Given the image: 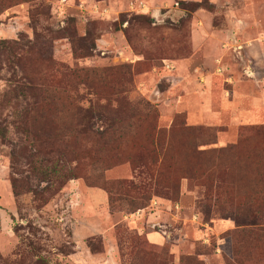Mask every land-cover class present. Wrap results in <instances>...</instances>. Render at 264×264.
<instances>
[{
	"label": "rangeland",
	"instance_id": "374dc122",
	"mask_svg": "<svg viewBox=\"0 0 264 264\" xmlns=\"http://www.w3.org/2000/svg\"><path fill=\"white\" fill-rule=\"evenodd\" d=\"M142 1L0 0V264H264V122L194 50L264 0Z\"/></svg>",
	"mask_w": 264,
	"mask_h": 264
},
{
	"label": "crops",
	"instance_id": "0c3cea01",
	"mask_svg": "<svg viewBox=\"0 0 264 264\" xmlns=\"http://www.w3.org/2000/svg\"><path fill=\"white\" fill-rule=\"evenodd\" d=\"M149 1L152 4L154 2H164V0ZM183 1L189 2L191 0ZM213 1L218 3L220 0ZM143 2L150 8L146 1ZM98 4L100 7H104L101 3ZM159 9L155 10L156 15L160 13ZM240 31L239 26L230 29L225 35L221 46L219 45L220 49L211 53L212 57L208 55L209 51L206 50L209 48L206 46L207 39L201 34L197 35L196 39L194 38V50L196 53L201 52L203 56H207L211 60V64L215 59L214 75L217 78H215L214 83L215 87H219L217 104L226 107L228 117L235 124L263 123L264 76L259 75L258 69H261V72L262 69L264 71V37L246 39L242 37ZM189 64L190 60H185L181 66L187 68ZM201 69L203 70L204 67ZM203 74L202 72L201 79L204 81ZM221 77L224 78L223 84L220 80ZM225 83L230 84V89H225ZM209 118L212 122L222 121L223 114L218 111L211 112Z\"/></svg>",
	"mask_w": 264,
	"mask_h": 264
},
{
	"label": "built area",
	"instance_id": "2783aa9c",
	"mask_svg": "<svg viewBox=\"0 0 264 264\" xmlns=\"http://www.w3.org/2000/svg\"><path fill=\"white\" fill-rule=\"evenodd\" d=\"M139 5H140V7L142 6L143 8L146 7V5L144 4L143 1H140V2H139ZM92 8H93V11H92V12H93L94 14H96V15H99V16L104 17V16H106V15L109 14L107 8L100 7L98 3H94V4L92 5ZM164 64H165V66H166L168 69H170V70H174V69H175V66L172 64L171 61L165 60V61H164Z\"/></svg>",
	"mask_w": 264,
	"mask_h": 264
},
{
	"label": "trees",
	"instance_id": "16d2710c",
	"mask_svg": "<svg viewBox=\"0 0 264 264\" xmlns=\"http://www.w3.org/2000/svg\"><path fill=\"white\" fill-rule=\"evenodd\" d=\"M194 6H195V9H197V8H199V7L201 6V3L195 4ZM114 126H115V123L112 122L111 125H110V127H114ZM101 135H102V138L106 140V137H107V136H104V133L101 134ZM156 185H157V184H156ZM131 187H132V186H131ZM172 188H173V187H172ZM133 203H134V202H133ZM142 205H143V204H141V203H140V204H136L135 207H136L137 210L142 209L143 207H146V206H142Z\"/></svg>",
	"mask_w": 264,
	"mask_h": 264
},
{
	"label": "water",
	"instance_id": "95a60500",
	"mask_svg": "<svg viewBox=\"0 0 264 264\" xmlns=\"http://www.w3.org/2000/svg\"><path fill=\"white\" fill-rule=\"evenodd\" d=\"M153 16L156 17V13H154Z\"/></svg>",
	"mask_w": 264,
	"mask_h": 264
}]
</instances>
